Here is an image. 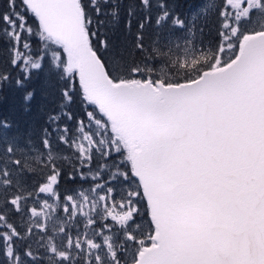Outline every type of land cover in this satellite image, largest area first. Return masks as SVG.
I'll list each match as a JSON object with an SVG mask.
<instances>
[{
    "label": "snow or ice",
    "instance_id": "6c2138e0",
    "mask_svg": "<svg viewBox=\"0 0 264 264\" xmlns=\"http://www.w3.org/2000/svg\"><path fill=\"white\" fill-rule=\"evenodd\" d=\"M0 4V264H264V0Z\"/></svg>",
    "mask_w": 264,
    "mask_h": 264
},
{
    "label": "trees",
    "instance_id": "16d2710c",
    "mask_svg": "<svg viewBox=\"0 0 264 264\" xmlns=\"http://www.w3.org/2000/svg\"><path fill=\"white\" fill-rule=\"evenodd\" d=\"M182 2H185V11H188L187 5L194 4L196 0H182ZM125 5L128 3V0H124ZM3 5L0 4V7ZM209 29L213 31L214 34V24L213 22H209ZM39 84V81L37 82ZM21 100L18 95L15 94H9L8 99L0 103V111H3L5 113H12L13 111L15 114L20 117L22 116V107H21Z\"/></svg>",
    "mask_w": 264,
    "mask_h": 264
}]
</instances>
